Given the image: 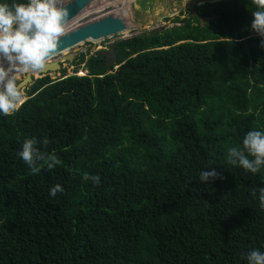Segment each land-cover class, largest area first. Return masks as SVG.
I'll list each match as a JSON object with an SVG mask.
<instances>
[{"label":"trees","instance_id":"1","mask_svg":"<svg viewBox=\"0 0 264 264\" xmlns=\"http://www.w3.org/2000/svg\"><path fill=\"white\" fill-rule=\"evenodd\" d=\"M196 10L217 20L115 43V73L80 54L87 76H45L0 115V264H248L264 252V165L252 173L230 155L251 160L242 140L264 132L257 9ZM25 138L35 173L18 156Z\"/></svg>","mask_w":264,"mask_h":264},{"label":"clouds","instance_id":"2","mask_svg":"<svg viewBox=\"0 0 264 264\" xmlns=\"http://www.w3.org/2000/svg\"><path fill=\"white\" fill-rule=\"evenodd\" d=\"M217 1L219 0H205L203 3L197 2V5H195L193 10L189 11L190 15L188 18L193 17L197 19L195 14L199 15L201 18H210L201 16L196 8L203 6L205 3H213ZM93 3H91L89 6H91ZM252 3L255 5L257 10L252 12V20L250 26L251 29L257 34L250 36H260L262 38L260 47L264 48V0H252ZM115 5H117V9L121 8V6H118V4ZM103 6L104 9L108 8V5L104 4ZM68 15V11L60 6L59 0H26V2L19 3L15 2L14 0V2H12L11 4L5 2V0H0V56H2L4 60L7 61V67H5L4 65H0V115H11L21 107L26 99L29 98L28 95L25 100L22 98L20 85L18 84L15 76H13L14 72L28 73L25 76L29 77L30 86L37 80L46 76L40 71H42L47 66V61L52 58L53 54L58 49L60 38L65 34V25L68 19ZM107 15H110V13L107 12L102 14L101 16L105 17ZM118 17L122 18L121 16ZM97 18L100 17L98 16ZM97 18H93L90 21ZM211 18L212 19L209 23L217 20V17L211 16ZM185 19L187 18H184L182 20ZM176 23L180 25L181 22ZM84 24L85 23H82V25ZM181 26H183L182 23ZM77 27L79 26H76L75 28ZM173 27L179 26L176 25L172 26V28ZM152 30H158L157 32L164 33L169 29H165L163 26L161 29L154 28ZM152 30L148 31V33L151 34ZM160 30H162V32ZM101 40L103 41V39ZM85 42H89V40ZM98 49L99 50H97L95 53L90 54L89 57L95 56L96 54H98V52L102 54L103 52L107 51L108 45L104 47V49ZM82 55L84 56V54ZM52 62L54 63L56 62V60ZM57 64L60 66L61 62ZM119 66L120 65L117 62L116 65L111 69V71H108V73H115L118 70ZM59 70L62 71L61 68ZM49 72L47 71L45 74H48ZM33 73L37 74V76H43L41 78L35 79L33 78ZM78 73L79 72H74L72 74ZM29 74L33 75L29 76ZM79 75H82V73ZM85 76H87V72ZM242 145L243 148L247 151L248 155L252 157L251 160L243 153L238 152L236 149H230V155L238 158L239 165L243 169H246L252 173H256L259 167L261 165H264V132L257 130L247 132L242 140ZM36 153L37 150L34 148L33 140L31 138H25L20 145L18 156L33 173L37 171V169L34 167V159H41V157ZM34 154L36 155L34 156ZM48 159L51 161V163H48L46 166L51 169L56 163L55 157L50 156ZM232 162L235 163V161ZM215 175L216 173L214 171L202 172L200 173V180L204 181L209 177H214ZM98 182L99 177L97 176L95 183ZM61 191V186L55 185L50 188L49 196L55 197L56 194ZM259 201L260 207L264 209V188L260 189ZM247 260L248 264H264V252L259 250H252L247 256Z\"/></svg>","mask_w":264,"mask_h":264},{"label":"rangeland","instance_id":"3","mask_svg":"<svg viewBox=\"0 0 264 264\" xmlns=\"http://www.w3.org/2000/svg\"><path fill=\"white\" fill-rule=\"evenodd\" d=\"M70 0H59L60 6L69 2ZM205 0H134L132 3L133 8H131L132 11V20L133 23L131 24V21L128 20L126 16H123L125 19V24L130 25L131 27L127 29V33L125 36L118 34L114 35L112 37H109L107 39L97 40L91 42L92 40H89V42L80 43L78 46L71 48L69 50H66V53H61L58 56H54L50 64L53 63L52 61L56 60V64L61 62L60 68L64 72H61L60 70L51 71L48 74H45L50 80L55 79H62L68 76H85L87 70L85 68V62L77 64L76 59L80 54H84L85 59H87L90 54L95 53L97 50L104 49L107 45L113 43L120 42L122 40L131 39L135 36L141 35V34H148V31L158 28L161 29L163 26L166 29L172 28V26H181L177 24L176 22H180L182 19L187 18L188 22L193 23L194 25L199 24L197 19L194 18H188L189 17V11L193 10L195 5H197V2H204ZM125 0H97L95 1L91 6L85 9L84 12L79 14L75 17V19L69 21L65 25V34L75 28L76 26L82 25V23H86L90 21L93 18L103 17L101 16L104 13L109 12L110 15H118L120 10H123L124 7H126L128 10V5H124ZM108 5V8L104 9L103 5ZM109 4H118V6H121V8L117 9V5H109ZM124 5V6H123ZM88 9V10H87ZM118 12H117V11ZM179 12H178V11ZM91 11V12H89ZM88 13V15H87ZM85 14V15H84ZM129 14V13H128ZM178 18V20H177ZM138 25V26H137ZM160 33V32H158ZM66 55H72L73 59L71 62H65L61 56ZM7 65V61L4 59H0V65ZM80 71L82 73V76L79 75ZM74 72H79L78 74H72ZM37 75V74H36ZM13 76H15L18 84L20 85L22 81L26 80L25 73L23 72H14ZM43 75H39L37 77L33 78H41ZM29 80L25 81L22 85H20V91L22 93V98L25 100L27 98V93L25 92L27 87H29ZM27 100V99H26Z\"/></svg>","mask_w":264,"mask_h":264},{"label":"water","instance_id":"4","mask_svg":"<svg viewBox=\"0 0 264 264\" xmlns=\"http://www.w3.org/2000/svg\"><path fill=\"white\" fill-rule=\"evenodd\" d=\"M94 1L95 0H71L61 5V7L65 8L69 14L66 24L69 21L75 19L76 16L81 14ZM195 16L199 20L200 27L204 25H208L207 23H209L210 20L212 19L211 17L201 18L197 14H195ZM125 28H126V24L124 20L118 16L107 15L105 17L94 19L77 28H73L72 30L64 34L60 38L59 47L55 51L53 56L59 55L65 50L74 48L80 43H83L87 40L97 41L101 39H107L114 35H118L120 33H123L125 31ZM157 31L158 30H152L151 34L155 35L156 33H158ZM160 31L162 32V30ZM101 55L105 57L104 68H106L107 71H111V69L117 63V53L115 51V44H109L108 50L103 52ZM72 59H73L72 55H66L63 57V60L67 62H71ZM59 69H60V66L54 62L51 64H47V66L40 72L46 73L47 71L48 72L56 71ZM27 78L29 77L26 76V80ZM24 82L25 81H22L20 85H22Z\"/></svg>","mask_w":264,"mask_h":264},{"label":"bare ground","instance_id":"5","mask_svg":"<svg viewBox=\"0 0 264 264\" xmlns=\"http://www.w3.org/2000/svg\"><path fill=\"white\" fill-rule=\"evenodd\" d=\"M133 1L134 0H125V2H124V5L126 4V5H128V8H129V10L126 8V7H124L123 8V10H120V12H118L117 10V12L119 13L118 14V16H121L122 18H123V16H126L127 18H128V20L129 21H131V24L130 25H132V23H133V20H132V11H131V8H133V9H135L134 7H133V5H132V3H133ZM123 5V6H124ZM130 6H131V8H130ZM88 10V9H87ZM178 11V10H177ZM89 12H91V11H89ZM129 13V14H128ZM85 15V14H84ZM87 15H88V13H87ZM124 19V18H123ZM125 20V19H124ZM130 25H128V24H126V28H125V31L123 32V33H121V35H123V36H125L126 35V33H127V29H129L131 26ZM138 26V25H137ZM81 74V73H80ZM82 76V75H81Z\"/></svg>","mask_w":264,"mask_h":264},{"label":"crops","instance_id":"6","mask_svg":"<svg viewBox=\"0 0 264 264\" xmlns=\"http://www.w3.org/2000/svg\"><path fill=\"white\" fill-rule=\"evenodd\" d=\"M179 12V11H178Z\"/></svg>","mask_w":264,"mask_h":264}]
</instances>
